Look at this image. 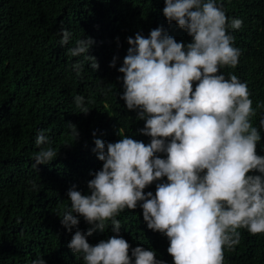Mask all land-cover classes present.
<instances>
[{"label":"clouds","instance_id":"1","mask_svg":"<svg viewBox=\"0 0 264 264\" xmlns=\"http://www.w3.org/2000/svg\"><path fill=\"white\" fill-rule=\"evenodd\" d=\"M163 14L192 38L186 46L153 29L150 38L129 37L124 57V92L127 108L138 111L145 121L141 134L151 137L145 144L119 131L121 139L105 145L96 139L102 170L88 181L90 194L73 186L67 193L71 207L60 214L69 231L81 216L94 231H105L108 221L116 235L95 246L77 230L68 247L84 264H164L154 251L130 245L120 237L121 223L115 217L140 204L148 229L166 235L174 264H223L225 247L234 251L244 228L252 235L264 234V156L257 153L261 134L251 123L252 107L247 83L223 67L235 68L241 51L234 47L229 29L239 30L241 19H229L216 0H165ZM60 44H69L72 33L62 28ZM92 38L77 39L68 48L71 57L84 56L93 70L99 69L89 50ZM115 67V58L110 65ZM77 75L82 64L72 65ZM75 105L89 112L85 98L76 95ZM258 108L264 104H258ZM78 138L76 126L69 123ZM264 128V120L260 121ZM95 135V133H94ZM35 144L33 167L54 161L58 154L41 130ZM157 153H165L166 159ZM260 173L259 175L253 173ZM155 195L145 189L156 181ZM35 188L34 181H30ZM142 202V203H141ZM75 214V215H74ZM31 264H45L37 257Z\"/></svg>","mask_w":264,"mask_h":264},{"label":"trees","instance_id":"2","mask_svg":"<svg viewBox=\"0 0 264 264\" xmlns=\"http://www.w3.org/2000/svg\"><path fill=\"white\" fill-rule=\"evenodd\" d=\"M229 19H241L239 30L229 29L234 47L241 51L235 68L223 67L226 78L234 74L247 83L256 114L251 123L261 140L257 153L264 156V0H216ZM165 0H0V264H31L39 256L45 264H84L69 247L72 236L82 231L95 246L116 235L111 221L105 231H94L83 217L69 231L60 214L71 207L68 191L76 186L90 194L88 181L102 170L95 140L115 143L123 135L151 142L141 134L145 121L137 110H129L121 99L124 92V57L128 38L137 34L150 38L153 29L164 32L185 46L192 38L175 21L163 14ZM62 28L72 33L68 45L60 44ZM92 38L89 55L96 58L98 70L84 56L71 57L68 48L77 39ZM115 58V67L110 65ZM80 62L77 75L72 65ZM76 95L85 98L89 112L75 105ZM73 124L78 138L67 124ZM41 130L48 137L57 158L49 164L33 167L35 144ZM95 133V135H94ZM166 159L165 153H157ZM259 175L260 173H253ZM30 181H34L33 188ZM156 181L145 189L155 195ZM142 203V202H141ZM75 215V214H74ZM121 223L120 237L130 245L154 251L156 260L174 264L167 249L166 235L148 229L143 209H124L116 217ZM241 239L234 251L224 249L223 264H264V234L252 235L239 229ZM135 264L134 257L132 258Z\"/></svg>","mask_w":264,"mask_h":264}]
</instances>
